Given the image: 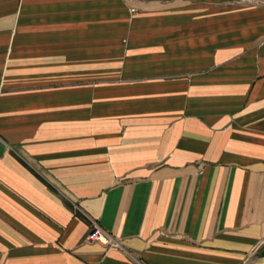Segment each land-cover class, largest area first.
I'll return each mask as SVG.
<instances>
[{
  "label": "crops",
  "instance_id": "1",
  "mask_svg": "<svg viewBox=\"0 0 264 264\" xmlns=\"http://www.w3.org/2000/svg\"><path fill=\"white\" fill-rule=\"evenodd\" d=\"M0 264H264V0H0Z\"/></svg>",
  "mask_w": 264,
  "mask_h": 264
},
{
  "label": "built area",
  "instance_id": "2",
  "mask_svg": "<svg viewBox=\"0 0 264 264\" xmlns=\"http://www.w3.org/2000/svg\"><path fill=\"white\" fill-rule=\"evenodd\" d=\"M87 241L90 243H97L105 248H114L124 251L121 243L114 239L109 233L104 231L96 223H93L92 228L87 236Z\"/></svg>",
  "mask_w": 264,
  "mask_h": 264
}]
</instances>
